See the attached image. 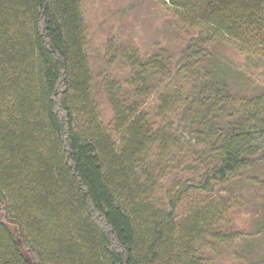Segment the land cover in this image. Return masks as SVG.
I'll return each instance as SVG.
<instances>
[{"label": "trees", "instance_id": "trees-1", "mask_svg": "<svg viewBox=\"0 0 264 264\" xmlns=\"http://www.w3.org/2000/svg\"><path fill=\"white\" fill-rule=\"evenodd\" d=\"M158 1L189 36L173 72L165 51L121 55L128 80L104 87L113 139L92 98L79 0H0V264H205L228 240L231 207L209 200L182 218L178 203L264 186V90L234 94L212 51L232 42L264 56V0ZM170 81L154 116L170 121L154 129L144 100ZM186 147L196 179L156 203L162 165Z\"/></svg>", "mask_w": 264, "mask_h": 264}, {"label": "rangeland", "instance_id": "rangeland-1", "mask_svg": "<svg viewBox=\"0 0 264 264\" xmlns=\"http://www.w3.org/2000/svg\"><path fill=\"white\" fill-rule=\"evenodd\" d=\"M79 2L92 74V98L102 126L116 139L112 129L113 115L104 87L106 82L125 84L128 80L130 69L121 55L129 52L146 59L165 51L172 58L170 68L173 72L189 32L176 24V19L158 0ZM212 51L230 68L234 94L257 95L264 90V56L240 52L232 42H222ZM164 83L156 88L157 94L145 98L142 107L143 111L151 115L149 120L154 124V129L162 128L170 121L168 118H155L158 94L173 85L171 81L169 84ZM186 149L179 152L176 148L167 156L168 160L162 165L164 176L158 179L154 190L156 203L165 204L180 183L186 179H196V170L187 162L192 151ZM159 172L155 171L154 177ZM257 177L264 184V168L259 170ZM223 189L213 195L189 193L178 203L177 215L186 217L209 200L225 202L231 207L224 226L228 242L216 243L212 249L206 250L205 264H254L264 258V186L246 185L241 190L229 186ZM230 235H233V240L229 238Z\"/></svg>", "mask_w": 264, "mask_h": 264}]
</instances>
